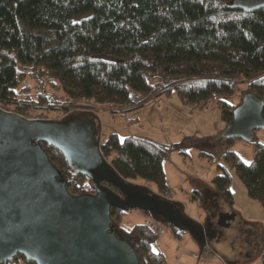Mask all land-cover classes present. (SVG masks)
Listing matches in <instances>:
<instances>
[{"label": "trees", "instance_id": "obj_1", "mask_svg": "<svg viewBox=\"0 0 264 264\" xmlns=\"http://www.w3.org/2000/svg\"><path fill=\"white\" fill-rule=\"evenodd\" d=\"M230 3L0 0V108L62 122L77 114L75 108L128 110L175 90L184 104L196 108L216 102L226 124L247 94L263 101L264 112V8L244 12L233 10ZM88 12L89 17L74 20ZM239 83H244L240 101L224 100ZM102 135L100 150L110 168L92 179L86 170L71 167L60 148L40 141L69 193H96L98 187L119 197V205L111 208L110 230L131 245L141 264H164L165 254L156 248L158 237L152 229L141 222L122 225L130 209L168 227L175 239L192 233L201 249V226L177 203L126 183L140 180L167 189L163 162L183 143ZM250 142L255 147L250 162L232 150L224 158L244 179L249 196L264 206V142ZM218 168L213 182L231 198V174L222 165ZM1 264L35 263L18 254Z\"/></svg>", "mask_w": 264, "mask_h": 264}, {"label": "water", "instance_id": "obj_2", "mask_svg": "<svg viewBox=\"0 0 264 264\" xmlns=\"http://www.w3.org/2000/svg\"><path fill=\"white\" fill-rule=\"evenodd\" d=\"M230 7L254 12L264 8V0H231ZM257 129H264L263 101L247 94L223 136L250 142ZM40 141L60 148L70 166L91 179L110 166L89 115L57 122L0 108V264L18 254L35 264H141L131 245L110 230L119 197L102 188L69 193Z\"/></svg>", "mask_w": 264, "mask_h": 264}, {"label": "rangeland", "instance_id": "obj_3", "mask_svg": "<svg viewBox=\"0 0 264 264\" xmlns=\"http://www.w3.org/2000/svg\"><path fill=\"white\" fill-rule=\"evenodd\" d=\"M90 15V12L83 13L74 20ZM243 94L244 83H239L233 94L223 99L236 104ZM74 110L77 114L89 115L97 122L100 143L102 133H117L120 138L127 135L148 137L167 144L182 142L181 150L170 151L163 162L169 190H159L155 185L140 180L129 181L145 187L148 192H168L173 200L179 201L176 202L177 207L182 212H189L203 222L200 224L202 230L206 232L207 229L212 234L209 237L206 232L204 239L209 241L212 249L219 251H216L218 256H210L204 264H209L211 260L214 264H221L219 257L228 264H261L264 254V206L249 196L244 179L224 158V153L232 150L248 163L254 157L255 147L251 142L238 138L228 141L223 136L227 124L216 102L209 101L204 109L196 108L184 104L172 90L169 94L151 98L143 106L128 110L113 111L103 105ZM254 139L264 142V129L255 130ZM218 165L226 167L231 174V198L213 182L214 176L221 172ZM137 213L131 209L126 211L122 225L130 227L139 223L143 214ZM161 225L166 229L165 236L158 238L157 242L164 249V264H178L177 255L180 253L185 255L184 263L197 264L192 253L199 249L193 234L184 233L180 239H175L170 229ZM164 243L169 245L168 249ZM159 246L156 248L159 249Z\"/></svg>", "mask_w": 264, "mask_h": 264}, {"label": "built area", "instance_id": "obj_4", "mask_svg": "<svg viewBox=\"0 0 264 264\" xmlns=\"http://www.w3.org/2000/svg\"><path fill=\"white\" fill-rule=\"evenodd\" d=\"M130 183H132V182H130ZM132 184L136 185L138 187H142V186L134 184V183H132ZM142 188H145V187H142ZM150 193L155 195V196H157V197H160L162 199L170 201V202H179V201L173 200V198L169 196L170 194L168 192H164L163 194L158 192V194H156L157 192H155V191L151 192L150 191ZM140 222L142 224L146 225L148 228L152 229L156 233L158 238H160V237L165 235V230L166 229L160 223L156 222L153 218L143 215L141 217V221ZM205 233L206 232H204V238L206 237ZM212 255H214V256L217 255L218 256L216 251L214 249H212L209 241L206 240V239H204L202 248L199 249L197 252L192 253V256L195 258L196 261H198L197 264H204V262ZM219 259L221 261V264H228L222 257H219Z\"/></svg>", "mask_w": 264, "mask_h": 264}, {"label": "crops", "instance_id": "obj_5", "mask_svg": "<svg viewBox=\"0 0 264 264\" xmlns=\"http://www.w3.org/2000/svg\"><path fill=\"white\" fill-rule=\"evenodd\" d=\"M167 190H169L168 188H167ZM136 213H137V211H135ZM138 214V213H137ZM186 214V213H185ZM139 215V214H138ZM191 220H193V221H195L196 223H198V224H202L203 222L202 221H200V220H198V219H196L195 217H193L192 216V214H190L189 212L186 214ZM206 230V232H207V229H205ZM207 234L209 235V237H211L212 236V234H210V233H208L207 232ZM165 236V235H164ZM163 237V236H162ZM157 246H159V243L157 242ZM168 244H166V243H164V247L166 248V249H168ZM197 247H198V249L200 248V246H198L197 245ZM216 247L217 248H220L221 246H219V245H216ZM163 247H160L159 246V249H161V251L164 253V249H162ZM172 250V249H171ZM195 250H197V249H195ZM173 251V250H172ZM218 253H219V251L218 250H216ZM172 253H174V251L172 252ZM165 254V253H164ZM173 256V255H172ZM178 257H177V259H178V261H179V263L178 264H192V263H184L182 260L185 258V255H184V253H180L179 255H177ZM194 261V260H193ZM209 261H210V259H209ZM207 262V261H206ZM214 264V261L213 260H211L210 261V263L209 264ZM261 263V262H260Z\"/></svg>", "mask_w": 264, "mask_h": 264}, {"label": "flooded vegetation", "instance_id": "obj_6", "mask_svg": "<svg viewBox=\"0 0 264 264\" xmlns=\"http://www.w3.org/2000/svg\"><path fill=\"white\" fill-rule=\"evenodd\" d=\"M84 114V113H83ZM96 189H98V187L96 188ZM224 220L226 221L227 219L226 218H224ZM228 222V221H227Z\"/></svg>", "mask_w": 264, "mask_h": 264}]
</instances>
